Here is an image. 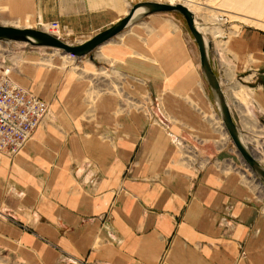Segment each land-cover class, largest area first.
<instances>
[{
    "label": "crops",
    "instance_id": "obj_1",
    "mask_svg": "<svg viewBox=\"0 0 264 264\" xmlns=\"http://www.w3.org/2000/svg\"><path fill=\"white\" fill-rule=\"evenodd\" d=\"M87 9L86 0H0V24L37 28L58 22L60 32H75L84 27ZM163 15H152L133 25L128 29L130 33L123 36V45L113 42L114 38L103 47L106 46V53L116 59L128 60L121 62L125 64L122 66L124 71L149 79L155 95H165L163 105L176 119V125L174 123L171 127L173 133L183 136L184 128L195 130L200 138L205 139L202 150L205 157H218L221 151L212 143L215 136L211 120L202 116V112L210 113L211 109L198 89V77L202 75L200 57L197 72L196 61L180 40L178 26L168 25ZM149 20L151 34L141 27ZM116 23L114 21L112 25ZM230 50L228 60L234 62L231 64L234 68L227 71L229 80L235 75L242 78L245 73L253 71L256 82L249 93L250 103L245 86L236 84L231 87L243 86L248 103L245 106L237 100L238 110L227 93L232 116L241 133L246 132V121L253 131L252 138L261 142L257 132H264V127L257 119L264 121V36L258 32L243 33L231 41ZM29 51L22 53L29 54ZM22 70L24 74L16 76L12 72V79L40 99L50 104L53 101L51 113L54 120L36 130L33 140L14 160L0 154V249L6 254L8 263L158 264L166 242L173 239L180 243L187 234L191 245L188 264H264V216L260 212L264 187L259 181L252 190L238 174L224 176L212 168L205 171L195 188L196 201L188 206L184 222L178 225L177 218L184 209L187 195L176 198L166 192L178 190L180 182L187 189V178L194 180L199 176L178 166L179 159L173 147V144L182 145L175 140L178 137L154 127L148 131V144L139 165L144 168L141 174L145 176H168L169 179L166 177L164 181L175 189L160 190L158 186L157 189L158 193H163L162 204L171 208L173 216L170 213H143V206L128 195L113 201L112 193L121 185L124 164L133 156L141 133L147 129L145 118L138 114L128 117L126 127L132 138L120 144L121 156L118 158L117 148L93 135L92 122L74 121L64 112L66 90L59 96L55 94L61 77L57 67L43 70L26 64ZM57 75L58 78L54 79ZM188 95L193 97L199 109L192 108L182 99ZM98 106L102 113L112 111L105 102ZM253 118L257 122L256 128L251 125ZM105 123L101 124L102 128H106ZM261 143L264 146V142ZM261 148L258 155L264 162V147ZM169 168L173 171L167 172ZM242 171L247 174L246 169ZM143 187L151 193L146 197L140 193L138 197L151 198L156 188L146 184ZM125 189L126 194L128 191L135 193L131 180L125 182ZM101 193L109 195L101 198ZM144 201L150 203V200ZM108 210L110 219L106 221L103 214ZM220 218L224 224L236 227L229 238L222 230H216ZM16 224L27 225L29 229L24 232ZM99 239L107 242L96 247ZM40 240L50 245L42 246ZM178 243L172 249L168 264L180 263ZM241 247L244 257L238 262Z\"/></svg>",
    "mask_w": 264,
    "mask_h": 264
},
{
    "label": "rangeland",
    "instance_id": "obj_2",
    "mask_svg": "<svg viewBox=\"0 0 264 264\" xmlns=\"http://www.w3.org/2000/svg\"><path fill=\"white\" fill-rule=\"evenodd\" d=\"M232 1L233 0H86L88 5V17L85 21L84 27L79 28V30L75 32H60L61 30L59 23H52H57L59 25V30L56 33L57 37L61 38L70 45L76 46L93 38L97 33L103 31L106 26L112 25L114 21L118 22L121 20L128 14L129 10L134 5L140 2H159L165 4H171V2H174L175 5L183 4L194 12L200 27H203L202 31L212 43L211 58L214 63V70L216 74L224 80V89L231 97L235 107H237L239 110L237 100L240 104L242 103L245 106L248 104L245 95L243 93L242 96L239 95L238 97H234L231 96L229 90L233 85L236 84L245 86L247 88L248 101L250 103L249 93L256 84L253 79L255 72L249 71L245 73V75L241 76L242 78L236 77L235 75L232 80H229L227 71L229 68H234L231 65L234 62L228 60V57H230L232 53L230 50V44L233 39L247 32H258L264 36V0H248L249 3L247 4L246 8L242 9L236 7L238 4ZM162 18L165 19L168 25L178 26L177 29L180 32V40L189 56L194 61H196L195 66L197 72H199V54L197 45L188 30L184 18L177 13H165ZM52 23H49L48 25L43 24L36 29L46 30L49 27L50 30ZM8 26L20 27L15 24ZM141 27L150 34L153 33L151 20L145 24H142ZM217 28H220V30L223 32V35L215 38L212 30ZM50 31L52 32V29ZM128 33H130L129 30L123 32L117 38H115L113 42L123 45V36ZM29 48L30 47L26 46L22 47L21 45L14 46L13 49L9 50L10 54H4L0 49V58L5 56L7 57V60L9 59L11 65L13 66V73L15 76L16 74H24L22 68L26 64L35 65L38 68H43V70L57 67L58 71L61 72L59 75V77H61L59 79L55 94L56 96H59L60 92H64V90H66V99L63 101L64 112L69 114L74 121L92 122L94 124L93 135L96 136L101 142L108 143L117 148L116 151L118 158L121 156L120 144L129 142L132 138L128 127H126V123L128 126V117L138 114L145 118L147 122V129L141 133L133 156L126 162V164H124L121 175V185L117 186L114 190V193H112L113 201L120 200L122 196L128 195L132 197V199H134L139 206H143V209H141L143 213L148 212L149 215H162V213L167 215L170 213L171 216H173L171 208H167L166 205L162 204L163 201L161 200H163V198L161 195L163 193H158L157 189V186L160 190H162V188H169L171 190L175 189L171 186V183H168V185L164 181L168 178V176H165V174L145 176L141 174L144 168L139 165L140 157H142L141 154L143 153L144 149H146L148 144L147 137L149 129L158 127L165 133L170 134L172 132L171 127L173 124L175 123L176 125V119L170 116L163 105V97L165 95H155L153 89L154 87H152V82L149 79L135 76L134 74L132 75L127 71H124L122 66L125 64L122 65L121 62H128V60H118L115 57L107 54L106 46L101 47L93 53L92 57L96 61H92L90 56L78 60L73 56H66L62 51L60 52L53 49L38 48L33 50ZM25 50H30L29 52L31 53L24 55L22 52ZM221 58H224L223 61L229 62L230 64L226 65V63H223ZM56 78H58V75L54 79ZM198 81V89L207 99V102H209L211 109L210 113L202 112V116H205L208 120H211L213 136H215L212 143L221 151V153L218 155V157L210 159L205 157V155L202 153L205 139L200 138L196 134V131L191 128H184L185 131L182 130L184 131V134H182L183 136L176 135L172 132L173 135L178 137V139L175 138V140L182 143V145L173 144V147L177 152V159H179L178 166L187 169L188 171H193L197 176H199L194 180L187 178V189L180 182L179 188L181 191L178 188V190L175 189L173 192H166L169 194V196L176 198L187 195V200L184 203V209L182 210L180 217L177 218L178 225L184 222V215L188 206L191 205L194 200L196 201L197 185H199L203 176H201V174H203L205 171L212 168L219 170V172L223 173L224 176L228 174H238L240 175L241 180L251 187L252 190L256 189V185L258 183L256 177L246 168L238 156L223 123L219 119L214 98L202 75L200 78L198 77ZM17 82L19 83V81ZM182 99L192 108L199 109L198 104L195 103L192 96H184ZM101 102L109 104L110 108H112V111L105 113L100 112L98 110V105ZM53 103V101L52 104L49 103L50 111L52 109ZM53 117L54 116L51 113L49 124L53 123ZM253 121L255 124H250L256 128L257 122L254 120V118ZM257 121L258 124L263 128V119L260 118L259 120L257 119ZM103 122L107 123L106 128L101 127ZM244 125L246 133L253 137V131H251L250 126L246 124V121L244 122ZM182 131L180 130V132ZM257 134H260L258 139L261 142H264V139L261 138V136H264V132H257ZM33 138L34 135L30 142L33 140ZM253 142H257L259 147H264L261 142H258V140H253ZM255 143H252V146L256 149V151H259V148L256 147ZM196 148L200 149V152ZM255 154L257 155L256 158L260 160L261 157H259L256 152ZM8 158L14 160L16 157ZM262 164L264 165V162H262ZM73 169L74 168L70 169L69 172L73 171ZM242 169H246L248 175L242 171ZM168 171L173 170L169 168L167 172ZM137 172H139L138 176L136 175ZM130 180L132 181L133 188H135V193L128 191V194H126L125 182H130ZM143 184L150 185L152 188H156L155 192L153 193L154 195L151 196V198L147 197V199H143L142 196L138 197L140 193H142L141 195H144L145 197L151 193L146 191V188L143 187ZM138 187H141V189H138ZM107 194L101 193V198L107 196ZM144 200H150V203H145ZM158 201L159 203L161 202V204H159ZM260 212L261 215L264 216V202L261 204ZM103 215L105 220L108 221L110 219V210L105 212ZM8 220L13 222L11 219ZM222 220L223 218L218 220V224H216V230H218V232H221L222 230L223 235L229 238L235 231L236 227H231L230 225L228 226L224 224ZM16 225L24 232L28 231L29 229V226L24 224ZM215 232L216 231L214 230L213 233ZM186 237L187 234L184 236L186 240L183 239L180 243L175 242L176 240L173 239L167 241L165 250L158 264H168L172 249L174 248V245L176 246V243L180 245L179 249L181 248L179 264H188V250L191 245ZM39 242L42 244V246H44V244L50 245L45 240H40ZM102 242L106 243L107 241L99 239L96 242V247H100ZM202 246L203 245L201 244L200 247ZM242 247L237 258L238 262L244 257ZM8 262L9 261L6 258V254H4V251L0 249V264H14L13 262Z\"/></svg>",
    "mask_w": 264,
    "mask_h": 264
},
{
    "label": "water",
    "instance_id": "obj_3",
    "mask_svg": "<svg viewBox=\"0 0 264 264\" xmlns=\"http://www.w3.org/2000/svg\"><path fill=\"white\" fill-rule=\"evenodd\" d=\"M177 13L180 14L188 27L190 34L196 42L200 67L204 80L206 81L214 98L218 115L224 128L229 135L238 156L246 168L256 177L264 187V165L254 156L253 147L249 146L242 136L240 128L236 124L229 103L218 75L212 64V43L202 31L196 15L183 4H165L159 2H140L134 5L128 14L116 24L96 34L93 38L79 45H70L56 35L43 29L21 28L0 24V43L13 49V45H26L30 48L57 49L66 54L82 59L90 56L104 44L116 38L122 32L128 30L140 21L156 14Z\"/></svg>",
    "mask_w": 264,
    "mask_h": 264
},
{
    "label": "built area",
    "instance_id": "obj_4",
    "mask_svg": "<svg viewBox=\"0 0 264 264\" xmlns=\"http://www.w3.org/2000/svg\"><path fill=\"white\" fill-rule=\"evenodd\" d=\"M51 25L58 28L57 23ZM0 49L4 54L10 53L2 43ZM6 58H0V154L15 158L36 130L49 124L51 111L47 101L12 79L13 66ZM242 135L247 137L248 133L242 132ZM247 144L252 146L249 141Z\"/></svg>",
    "mask_w": 264,
    "mask_h": 264
},
{
    "label": "bare ground",
    "instance_id": "obj_5",
    "mask_svg": "<svg viewBox=\"0 0 264 264\" xmlns=\"http://www.w3.org/2000/svg\"><path fill=\"white\" fill-rule=\"evenodd\" d=\"M232 2H236L238 5H236V7H238V8H240V9H242V8H246V6H247V4L249 3V1L248 0H233ZM171 4H175L174 2H171ZM190 9V8H189ZM191 10V9H190ZM192 11V10H191ZM193 12V11H192ZM124 18V17H123ZM50 26V25H49ZM131 28V27H130ZM135 28V27H134ZM52 29V32L50 31ZM201 29L203 30V27H201ZM50 30H49V27H48V29H46L45 31H47V32H50V33H52V34H54V35H56V33H57V31L59 30V25H58V28H56V29H54L53 27H52V25L50 26ZM127 31V30H126ZM213 31V33H214V36H215V38L216 37H220V36H222L223 35V32L220 30V28H217V29H214V30H212ZM125 32V31H124ZM123 33V32H122ZM121 33V34H122ZM57 36V35H56ZM119 36V35H118ZM117 36V37H118ZM113 40V39H112ZM110 42V41H109ZM18 45H20V44H15V45H13V48H14V46H18ZM5 46V45H4ZM101 47H103V46H101ZM100 47V48H101ZM8 48V47H7ZM99 48V49H100ZM53 50H55V51H60V50H57V49H53ZM98 50V49H97ZM96 50V51H97ZM6 51V50H5ZM61 52V51H60ZM10 54V53H9ZM63 54H65L66 56H73V55H70V54H66V53H64L63 52ZM73 57H75V56H73ZM76 58V57H75ZM76 59H78V60H80L79 58H76ZM83 59V58H82ZM212 64H213V68H214V63H213V60H212ZM215 71V70H214ZM219 77V76H218ZM219 80H220V83H221V86H222V88H223V90H224V92H225V94H226V96H227V92L225 91V89H224V83L222 82V80H221V78L219 77ZM230 90H231V94H232V96H234V97H238L239 95L240 96H242L243 95V93H244V88H242V87H240V88H230ZM228 97V96H227ZM229 103H230V101H229ZM230 107H231V104H230ZM232 110V109H231ZM218 112V111H217ZM50 115H51V113H50ZM221 119V118H220ZM222 121V120H221ZM223 123V122H222ZM253 123H254V121H253ZM255 124V123H254ZM243 136V135H242ZM243 138L245 139V141L246 142H251V143H255V142H253V138L251 137V136H247V137H244L243 136ZM259 142V141H258ZM262 144V143H261ZM255 145H256V147L257 148H259V146H257V142L255 143ZM252 147V146H251ZM254 150H255V152L257 153V154H260L261 152H262V148L260 147L259 148V152L258 151H256V149H254L253 148V150H252V152H253V154H254V156L256 157L257 155L255 154V152H254ZM261 150V151H260ZM259 160V159H258ZM259 162L260 163H262L261 162V159L259 160Z\"/></svg>",
    "mask_w": 264,
    "mask_h": 264
}]
</instances>
